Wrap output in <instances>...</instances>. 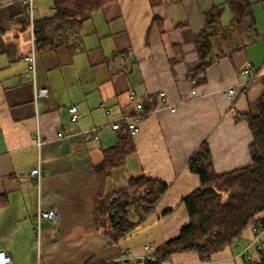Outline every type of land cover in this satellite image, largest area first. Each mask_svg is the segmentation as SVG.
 <instances>
[{
    "label": "crops",
    "instance_id": "crops-1",
    "mask_svg": "<svg viewBox=\"0 0 264 264\" xmlns=\"http://www.w3.org/2000/svg\"><path fill=\"white\" fill-rule=\"evenodd\" d=\"M39 1L33 21L54 14L53 0L45 7ZM249 2L256 38L243 23L232 25L228 0H116L83 25L72 48H54L36 47L24 4L0 0L5 50L0 53V250L15 264H104L144 255L146 245L155 249L178 237L190 222L183 200L201 185L189 167L194 152L207 142L217 174L251 163L252 133L236 115H257L264 91V0ZM216 7L228 32L212 37V62L194 80L202 64L196 37L206 28V13ZM57 34L56 29L46 32L53 42ZM33 48L34 72L28 59ZM34 84L47 87L50 95L36 102ZM230 88L236 90L232 99ZM73 106L79 111L76 124L70 121ZM134 114H140L141 125L133 136L136 152L113 170L106 191L124 189L142 176L165 183L167 191L154 212L116 242L108 226L95 221L99 183L94 166L117 143L112 125ZM93 128L99 129L98 141L58 139L59 132ZM37 135L46 139L40 151ZM38 163L43 170L39 185L30 176ZM41 207L56 210L60 221L44 220L38 238L35 219ZM257 218H264V211ZM251 228L242 236L244 243ZM238 254L234 245L205 262L195 252L169 260L245 264Z\"/></svg>",
    "mask_w": 264,
    "mask_h": 264
},
{
    "label": "trees",
    "instance_id": "trees-1",
    "mask_svg": "<svg viewBox=\"0 0 264 264\" xmlns=\"http://www.w3.org/2000/svg\"><path fill=\"white\" fill-rule=\"evenodd\" d=\"M116 0H53L54 14L33 21L36 47L50 44L54 48L68 44L71 48L83 25L93 15ZM234 13L233 24H244L245 29L256 36L257 24L249 0H228ZM220 9L215 8L205 15L206 28L196 37V45L202 60L193 79L204 76L212 60L208 54L212 48V37L225 35L227 28L220 22ZM56 29L57 42L49 40L46 32ZM4 32L0 23V53L4 52ZM198 79V80H199ZM258 114H237V121H246L252 133L249 147L251 163L224 174L213 169V157L209 144L204 142L189 159L192 172L199 175L200 187L184 198L190 222L179 236L154 249L159 260H167L176 253L195 252L205 262L213 254L234 246L244 232L263 223L257 216L264 211V91L257 102ZM136 152L133 136L123 123L118 130L117 143L103 151V160L94 166L99 183L96 199L95 221L99 226H108L109 236L119 241L132 233L155 210L165 195L167 185L144 176L132 178L126 188L106 191V182L113 170L123 167L129 155ZM245 264H264V249L258 251ZM104 264H122L112 261ZM144 264H159L147 260Z\"/></svg>",
    "mask_w": 264,
    "mask_h": 264
},
{
    "label": "built area",
    "instance_id": "built-area-1",
    "mask_svg": "<svg viewBox=\"0 0 264 264\" xmlns=\"http://www.w3.org/2000/svg\"><path fill=\"white\" fill-rule=\"evenodd\" d=\"M8 3H21L24 4L26 7L27 12L29 13L31 17V22L33 24V15L36 10L35 8V0H7ZM32 34L33 31V25L31 27ZM31 62V70L35 71V60H36V53L33 48L32 54L28 58ZM253 70L252 64H248V67L244 70V73L247 75H250V73ZM35 85V84H34ZM236 93V90L233 88H230L227 90V95L230 99L234 97ZM50 95V91L47 87H38L34 86V97L35 101H40L45 98H47ZM161 97H165V93H161ZM133 99V97H131ZM136 109L138 111L143 110V106L141 103H136L135 105ZM170 110L174 112L176 109L174 107H170ZM70 113V121L72 124H76L79 120V111L76 106H73L69 109ZM140 114H134V115H126L123 123H126L129 129V132L132 136H136L141 131V125H140ZM121 127L120 123H114L112 125V129L119 130ZM72 137H80L81 139L87 140V141H98L100 138V133L98 128L93 129H87V130H77L71 133H64L59 132L58 133V139L63 138H72ZM46 142V139L42 137L41 135H37L36 137V147L40 151L43 144ZM30 176L33 178V180L39 185L43 178V170L40 163L32 169L30 172ZM36 223H35V229L38 235V238H40L41 234V224L44 220L51 221L54 225H58L60 221V215L59 213L54 209H45V208H39L37 215H36ZM252 236L248 239L246 243L243 242L242 238L236 241L235 246L239 249L238 257L244 261H251L254 259V256L258 251H261L264 249V224H258L254 225L251 228ZM147 260H153L159 262V264H171L170 260L167 259L165 261L159 260L155 254L153 246L148 244L145 246V254L144 255H123L121 256L117 261H119L122 264H144ZM0 264H15L14 260L12 259V256L10 253L0 250Z\"/></svg>",
    "mask_w": 264,
    "mask_h": 264
},
{
    "label": "rangeland",
    "instance_id": "rangeland-1",
    "mask_svg": "<svg viewBox=\"0 0 264 264\" xmlns=\"http://www.w3.org/2000/svg\"><path fill=\"white\" fill-rule=\"evenodd\" d=\"M40 3H41V5L44 6V7L47 6V4H50V5H51V1H49V0H47V3H46L44 0H43L42 2L39 1L37 5L40 6V5H39ZM35 7H36V6H35ZM254 257H255V256H254Z\"/></svg>",
    "mask_w": 264,
    "mask_h": 264
}]
</instances>
